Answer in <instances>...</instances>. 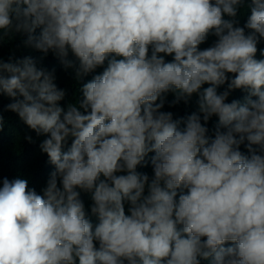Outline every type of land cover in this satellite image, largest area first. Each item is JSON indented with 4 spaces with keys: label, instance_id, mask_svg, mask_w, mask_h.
<instances>
[{
    "label": "clouds",
    "instance_id": "clouds-1",
    "mask_svg": "<svg viewBox=\"0 0 264 264\" xmlns=\"http://www.w3.org/2000/svg\"><path fill=\"white\" fill-rule=\"evenodd\" d=\"M243 3L0 0L3 34L27 32L26 44L51 50L77 78L106 64L78 103L61 107L52 72L30 57L0 60L7 110L46 137L39 147L54 166L40 194L25 178L3 179L0 264H264V0H250L241 27ZM209 33L216 40L201 50ZM232 89L246 90L243 103L226 102ZM169 92L174 102L196 93L202 116L178 128L161 111ZM149 152L151 179L136 171ZM79 190L91 193L95 226Z\"/></svg>",
    "mask_w": 264,
    "mask_h": 264
},
{
    "label": "trees",
    "instance_id": "trees-1",
    "mask_svg": "<svg viewBox=\"0 0 264 264\" xmlns=\"http://www.w3.org/2000/svg\"><path fill=\"white\" fill-rule=\"evenodd\" d=\"M250 0H244L243 5L238 10L235 19L238 21V26L243 27L250 15V9L248 7ZM225 19H228L225 16ZM41 29L37 27L32 33L34 36H38ZM251 30L245 29V32ZM27 32H18L14 29L9 30L7 34H3L0 30V60L8 62L10 59L15 61L17 59H23L24 57L32 58L37 68H42L46 71L52 72L54 76V83L59 89H63L65 96L60 101L61 107H66L67 104L78 103V98L81 97L80 88L82 85L90 81L95 75L103 71V67L98 66L94 71L88 74L82 75L79 78L76 76L74 67H65L61 60L50 50L48 53H43L31 45L25 43L27 40ZM216 37L209 33L207 39L201 43L198 47L202 50L209 46H212ZM257 59H264L261 55V50L264 49V39H260L257 44ZM163 55V54H161ZM69 60H72L74 64L78 65V60L71 52L68 56ZM171 56H165V61L170 62ZM229 78H232L234 74H227ZM210 86L209 84L202 85L201 91L204 87ZM227 88V82L224 85L217 87V92H223ZM247 95L244 89H232L226 99V102L238 100L241 103L244 101V97ZM255 99V97H253ZM199 97L194 93L187 102L184 100L175 101V94L172 92L167 93L164 96V105L161 111L171 112L173 114V120L179 121L178 128L183 129L187 117L192 113H199L198 109ZM11 98L0 93V116H3L4 126L0 129V187H2V181L4 178L9 180L19 178H25L28 180V187L35 189L38 194L46 186V182L49 178V174L54 170V166L48 161L46 153H43L39 147L41 141L46 138L44 135H37V133L29 129L18 117V115L10 110H7L6 105L9 104ZM159 100L157 101V103ZM202 116V114H200ZM204 123V121H201ZM218 124V117L213 115L206 123L208 132L206 135L210 138H214L215 129ZM223 131V129H221ZM31 136L32 141L29 142L25 137ZM247 141L239 146V150L245 154L250 155L248 149L245 147ZM71 145V138L67 141L63 151H67ZM256 147V146H253ZM153 152H149L144 160L137 165L136 171L142 174H147L149 179L153 176V167L151 164V157ZM124 174V173H120ZM79 198L85 206L86 217L90 220L93 226L98 223V218L90 210V206L93 203L91 199V193L85 190H79ZM187 190L184 189V192ZM147 194V188L145 189V195ZM180 194V190H177V199ZM129 204L124 202V208L126 214H128ZM231 242H226L225 246H229ZM200 264H210V258L208 260L200 259Z\"/></svg>",
    "mask_w": 264,
    "mask_h": 264
}]
</instances>
